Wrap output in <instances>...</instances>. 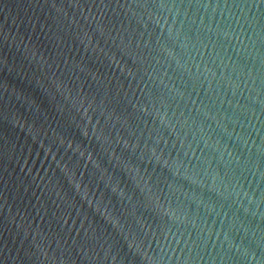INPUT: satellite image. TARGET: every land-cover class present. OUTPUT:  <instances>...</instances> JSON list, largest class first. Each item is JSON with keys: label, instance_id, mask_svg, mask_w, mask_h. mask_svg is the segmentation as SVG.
Instances as JSON below:
<instances>
[{"label": "water", "instance_id": "water-1", "mask_svg": "<svg viewBox=\"0 0 264 264\" xmlns=\"http://www.w3.org/2000/svg\"><path fill=\"white\" fill-rule=\"evenodd\" d=\"M0 264H264V0H0Z\"/></svg>", "mask_w": 264, "mask_h": 264}]
</instances>
